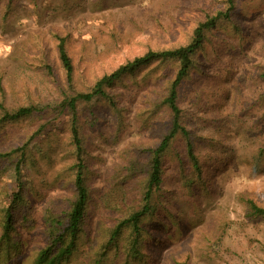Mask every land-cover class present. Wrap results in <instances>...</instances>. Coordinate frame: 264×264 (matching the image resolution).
Wrapping results in <instances>:
<instances>
[{"label": "trees", "instance_id": "trees-1", "mask_svg": "<svg viewBox=\"0 0 264 264\" xmlns=\"http://www.w3.org/2000/svg\"><path fill=\"white\" fill-rule=\"evenodd\" d=\"M259 1L198 0L183 22L158 20L148 38L135 42L116 23L92 43L82 36L80 48L76 32L52 27L54 46L40 31L33 34V46L26 48L31 60L25 63L34 86L24 87L23 98H12L0 79V132L26 120L38 122L0 152V169L7 174L0 189V264H152L151 242H160L154 229L168 228L167 218L183 235L187 222L196 228L204 219L201 196H211L217 179L233 175L223 166L236 150L225 129L246 134L251 169L264 171V89L247 95L243 76L234 111L213 120L211 98L202 90L192 97V109L183 105L186 88L203 72L201 52L217 31L242 36L239 17ZM17 4L25 5L22 18ZM58 9L52 0H0V21L14 15L39 24ZM38 77L53 93L48 101L35 84ZM254 80L264 83L263 63L257 64ZM142 91L136 127L143 139L123 147L114 165L97 172L98 155L85 125L102 130L113 118L112 137L118 142L128 126L124 97L135 99ZM198 119L213 123L217 136L203 131ZM63 127L67 141L59 133ZM40 140L48 143L47 153L36 149ZM55 157L65 163L49 178L41 160L49 164ZM42 181L51 186L50 195ZM236 198L242 218L214 217L201 231L202 263L229 264L220 261L230 250L227 242L248 236L250 229L261 231L264 192L244 190ZM174 264H194L192 253L174 258Z\"/></svg>", "mask_w": 264, "mask_h": 264}, {"label": "rangeland", "instance_id": "rangeland-1", "mask_svg": "<svg viewBox=\"0 0 264 264\" xmlns=\"http://www.w3.org/2000/svg\"><path fill=\"white\" fill-rule=\"evenodd\" d=\"M52 1L56 3L58 11L39 24L30 18L21 19L25 14V5L22 4L16 5L21 18L13 15L6 22L0 21V79L4 77L8 90L12 92V98H15L16 94L22 95L26 85L34 86L33 72L27 71L29 67L25 60H31L26 48L33 46L31 38L36 32L40 31L41 35L45 36L53 46L54 39L50 33L52 27L76 32L78 35L75 39L77 47L80 48L82 36L87 37L88 42L92 43L96 37L111 30L116 23L117 27L124 31L125 37L135 42L148 38L157 27L158 20L166 25H175L178 21L183 22L188 18L187 9L198 0H104L101 7L97 5L100 0ZM259 3L256 8H251L247 15L239 17L242 36L231 35L224 30L217 31L206 51L201 52L200 56L204 63L203 72L196 73L194 81L186 88L188 98L183 105L188 110L193 108L192 97L198 90H202L201 95L204 94L211 98L213 107L211 120L214 116H225L233 112L238 95L237 84L243 76L247 95L264 89V83L254 80L257 64H264V0H260ZM26 14L30 17L34 15L29 10ZM140 49V45L135 46L134 52ZM125 50L127 52L129 47ZM44 82L43 78L38 77L35 84H39V92L42 93L45 101H48L53 93ZM144 91L135 99L124 97V103L129 106L126 117L128 126L118 142H114L112 137L113 118L106 124H101L102 130L92 131L90 124L85 125L88 139L93 140L92 151L98 155L95 163L97 172H103L107 167L114 165L123 147L143 139L144 134L138 130L136 125L141 121L139 114L143 106ZM147 91L151 92L150 89ZM21 97L23 98V95ZM203 114H205L204 111H201L200 115ZM37 124L38 122L33 123L31 120H26L17 125H10L0 132V152L10 149L23 140L28 132L36 128ZM197 124L203 131L212 132L217 136L218 131L212 125L213 123L204 124L202 119H198ZM225 131H228V140L236 150L230 156H226L227 161L223 166L231 169L233 175L226 180L217 179L215 181L216 191L211 196H201L200 200L205 209L204 219L196 228L191 225V222L186 221L188 230L183 235L177 230L176 223L167 218L168 228L160 226L154 229L153 234L160 238V242H154V244L152 242L155 240L151 242L153 246L151 251L155 256L152 264H174V258H181L187 253H192L194 264H206L202 263L205 257L199 255L198 249L199 237L206 223L214 217L221 216L233 220L242 218L243 209L237 201V193L244 190L258 194L264 192V171L257 173L251 169L248 161L251 150L245 138L246 134L239 133L235 127L225 129ZM59 133L65 141L68 140V131L64 127ZM47 147L48 143L40 140L36 149L47 153ZM56 152L54 151L53 154L56 155ZM41 162L49 178L57 170L62 169L65 163L63 159H57V157L49 164L44 159ZM6 175L0 169V189L4 184L2 178ZM42 183H44V194L50 195L51 186L48 188L45 182L42 181ZM248 233V236L242 239L232 238L227 242L230 250H226L223 259H220L221 262L264 264V224L261 231L250 229Z\"/></svg>", "mask_w": 264, "mask_h": 264}]
</instances>
